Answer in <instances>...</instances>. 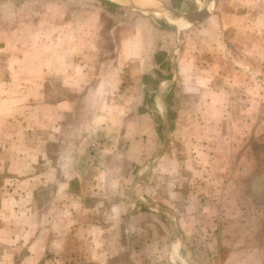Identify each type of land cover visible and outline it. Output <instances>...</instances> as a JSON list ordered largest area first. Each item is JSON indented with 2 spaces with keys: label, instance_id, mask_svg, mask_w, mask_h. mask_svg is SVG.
Listing matches in <instances>:
<instances>
[{
  "label": "crops",
  "instance_id": "crops-1",
  "mask_svg": "<svg viewBox=\"0 0 264 264\" xmlns=\"http://www.w3.org/2000/svg\"><path fill=\"white\" fill-rule=\"evenodd\" d=\"M207 1L0 0V264H79L78 248L189 264L182 234L205 210L191 137L219 115L226 33L251 16Z\"/></svg>",
  "mask_w": 264,
  "mask_h": 264
},
{
  "label": "rangeland",
  "instance_id": "rangeland-1",
  "mask_svg": "<svg viewBox=\"0 0 264 264\" xmlns=\"http://www.w3.org/2000/svg\"><path fill=\"white\" fill-rule=\"evenodd\" d=\"M240 1L251 15L247 33L245 27L226 33L231 59L237 64L231 62L218 74L219 115L201 121L191 137L195 151L186 160L185 171L203 183L205 198L203 215L193 218L188 227L193 231L182 234L184 259L189 264H264V193L256 189L253 179L256 166L264 160V2ZM158 2L188 10L208 1ZM7 62L6 55H0V77L7 76ZM129 254L121 251L119 263L127 264ZM76 256L79 264H90L84 249L78 248ZM140 264L148 263L142 260Z\"/></svg>",
  "mask_w": 264,
  "mask_h": 264
},
{
  "label": "trees",
  "instance_id": "trees-1",
  "mask_svg": "<svg viewBox=\"0 0 264 264\" xmlns=\"http://www.w3.org/2000/svg\"><path fill=\"white\" fill-rule=\"evenodd\" d=\"M254 177L253 179H256L255 184H256V189L260 192L263 191L264 193V160H262L257 166L256 169L254 170ZM262 203L264 205V199L262 200Z\"/></svg>",
  "mask_w": 264,
  "mask_h": 264
},
{
  "label": "water",
  "instance_id": "water-1",
  "mask_svg": "<svg viewBox=\"0 0 264 264\" xmlns=\"http://www.w3.org/2000/svg\"><path fill=\"white\" fill-rule=\"evenodd\" d=\"M156 11L162 12L165 14H169V15H173L176 18H187V17H189L187 13L186 14H180V13L173 11V10H170V9H161V10L158 9Z\"/></svg>",
  "mask_w": 264,
  "mask_h": 264
},
{
  "label": "built area",
  "instance_id": "built-area-1",
  "mask_svg": "<svg viewBox=\"0 0 264 264\" xmlns=\"http://www.w3.org/2000/svg\"><path fill=\"white\" fill-rule=\"evenodd\" d=\"M96 148H97V143H92V145L90 147L92 154L95 152Z\"/></svg>",
  "mask_w": 264,
  "mask_h": 264
}]
</instances>
